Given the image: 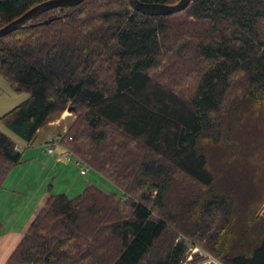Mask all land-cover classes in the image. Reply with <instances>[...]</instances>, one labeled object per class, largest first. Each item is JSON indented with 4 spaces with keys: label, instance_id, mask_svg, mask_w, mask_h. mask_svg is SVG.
<instances>
[{
    "label": "trees",
    "instance_id": "obj_1",
    "mask_svg": "<svg viewBox=\"0 0 264 264\" xmlns=\"http://www.w3.org/2000/svg\"><path fill=\"white\" fill-rule=\"evenodd\" d=\"M46 1L0 0V28ZM0 77L28 94L0 118L15 136L0 131V189L67 110L59 144L121 192L50 195L6 264H182L189 244L264 264V220L243 224L207 197L214 176L198 149L236 104L264 108V0H190L166 16L128 0L52 9L0 38ZM174 185L196 194L171 201Z\"/></svg>",
    "mask_w": 264,
    "mask_h": 264
},
{
    "label": "rangeland",
    "instance_id": "obj_2",
    "mask_svg": "<svg viewBox=\"0 0 264 264\" xmlns=\"http://www.w3.org/2000/svg\"><path fill=\"white\" fill-rule=\"evenodd\" d=\"M27 97V93L14 92L7 81L0 77V118L23 102ZM233 109L224 117L220 125V132L214 133L213 139L209 137H201L199 139L198 149L204 154L207 161V169L214 176V183L207 197L210 199L214 197H224L229 204V215L231 218L236 221H242L243 224H247L254 212L257 217L264 220V108L255 105L251 101H244L236 104ZM74 118V115L69 111H64L55 120H63L62 123L56 126L57 128H53L51 127L55 125V121H53L42 128L41 132L36 134L30 148H40L44 144V140L48 134H60L62 128L66 126L67 129V126H69ZM0 131L15 137L1 121ZM70 168L72 169V167ZM13 169L15 171H11L9 175L11 176L10 180L22 176L20 173L21 167L16 166ZM91 174L92 173L87 177H79L78 175V182L88 181V179L91 178ZM26 176L27 174H25V177ZM74 176L76 175H72L69 179L74 180ZM53 181L54 180L44 182L42 178H39L38 183L39 185L45 183L43 189L49 191V195L63 194L68 198H74L81 193V190H71L69 187L70 183L60 180L59 177H56V180ZM19 182L20 180L18 183ZM95 182V187L104 193L121 194L114 185L102 176H99V181ZM22 185L23 183H21L20 186L16 185L13 189H10V191H13V198L11 201L15 202L17 197L21 201L20 203L17 202L18 205L16 209L18 213L15 216L21 215L22 209L27 208L26 204L29 205V199L32 198L33 195H37L39 189H42L39 187L35 189V191L32 189L31 192H27V189L23 188ZM37 185L38 184H36V186ZM9 188L10 186L8 185L7 189ZM171 189V201L180 200L181 197L186 194H196L193 192L195 189L192 190L189 185H174ZM27 195H29V197ZM11 201L7 204L5 203L6 205L0 202V208L4 209L10 207ZM31 207V205L28 206L29 209ZM6 214L8 215V213H4L3 210L0 212V216ZM213 226L216 228V225ZM2 241V238H0V247ZM195 249H197V251L193 253ZM0 252L1 261L2 251ZM195 254L200 258L195 264L203 263L208 260L207 257H211H209V254L199 245L193 246L189 244L186 258L182 264H191L190 262L193 261V256ZM190 256L192 258L188 260Z\"/></svg>",
    "mask_w": 264,
    "mask_h": 264
},
{
    "label": "crops",
    "instance_id": "obj_3",
    "mask_svg": "<svg viewBox=\"0 0 264 264\" xmlns=\"http://www.w3.org/2000/svg\"><path fill=\"white\" fill-rule=\"evenodd\" d=\"M63 120H57L55 121V125L51 127H55L60 125ZM50 127V126H48ZM64 128V129H63ZM60 133L66 130V126H64ZM42 129H40L37 133H40ZM57 134H48L44 140V144L39 148H26L22 150V157H21V164L18 165L21 167V175L19 178H12L10 180L11 176H8L5 180L2 188L0 189V202H3L4 204L9 203L11 199L13 198V191H10V189H13L16 185L20 186L21 183H23L22 187L27 189V192H31L32 189L42 188L39 189V192L37 195H33L32 198L29 199V202L26 206V209H22L21 215L15 216L18 213V210L16 209L18 203L21 202L19 198L17 197L15 202L11 201L10 207L6 208H0V212L8 213V215H2L0 216V224H1V231H0V238H2L0 251H2V259L0 261V264H6L9 256L14 251L18 243L21 241L22 237L24 236L25 232L29 228L31 222L35 218L38 211L41 209L47 198L50 196L49 191H45L44 184L39 185L38 180L39 178H42L44 182H50L51 180H56V177H59L60 180L66 181L67 183H70L69 187L71 190L77 191L83 189L86 186L94 185L96 182L99 181V174L94 172L93 170L88 171L85 175H80L79 168L74 164H66L63 162L57 161L58 154L61 153L60 150H56L54 154H48L47 152V143L53 138L56 137ZM45 145V146H44ZM72 165V166H70ZM72 167V169L70 167ZM14 169H12L13 171ZM15 171V170H14ZM90 173L91 178L88 179L86 182H78L79 177H87ZM11 174V172H10ZM9 174V175H10ZM25 174L27 176L25 177ZM72 175L74 176L73 179H69ZM79 175V177H78ZM20 182L18 183V181ZM53 181V182H54ZM16 182V183H15ZM18 183V184H17ZM25 183V184H24ZM36 184H38L36 186ZM10 186L9 189H7V186ZM51 186V185H50ZM12 187V188H11ZM38 191V190H36ZM34 193V192H33ZM108 194V193H107ZM29 197V195H27ZM25 196V197H27ZM5 204V205H6ZM32 206L30 209L28 206ZM1 254V252H0ZM210 257V255H208ZM194 259L191 264H195L199 261V256L195 254ZM214 259L212 256L210 257ZM208 260L204 261V264H223L219 262L218 260L215 262H212L207 258ZM200 263V264H203Z\"/></svg>",
    "mask_w": 264,
    "mask_h": 264
},
{
    "label": "water",
    "instance_id": "obj_4",
    "mask_svg": "<svg viewBox=\"0 0 264 264\" xmlns=\"http://www.w3.org/2000/svg\"><path fill=\"white\" fill-rule=\"evenodd\" d=\"M84 1L85 0H49L44 3H41L25 12L19 18L0 28V38L18 30L20 27L27 24L32 18L41 13L56 8L74 7ZM128 1L133 10L146 16H166L181 12L188 6L190 2V0H180L177 4L168 6L159 4H144L139 2L138 0Z\"/></svg>",
    "mask_w": 264,
    "mask_h": 264
},
{
    "label": "built area",
    "instance_id": "obj_5",
    "mask_svg": "<svg viewBox=\"0 0 264 264\" xmlns=\"http://www.w3.org/2000/svg\"><path fill=\"white\" fill-rule=\"evenodd\" d=\"M47 152L48 154H54L56 150H60L61 153L58 154L57 156V161L59 162H63L66 164H74L79 168V173L80 175H85L88 173V171L91 170V168L78 156H76L75 154H73L72 152L66 150L65 148H63L59 142H58V138L53 137L47 144ZM197 251V249H195L193 251V253H195ZM192 257L190 256L188 260H190ZM208 258V257H207ZM210 261L215 262L214 259L209 258ZM204 264V263H203Z\"/></svg>",
    "mask_w": 264,
    "mask_h": 264
}]
</instances>
